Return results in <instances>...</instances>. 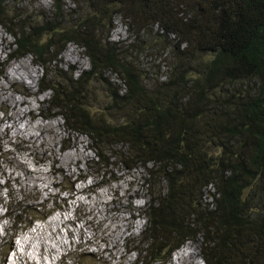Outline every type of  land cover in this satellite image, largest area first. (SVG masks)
Here are the masks:
<instances>
[{
    "label": "trees",
    "instance_id": "1",
    "mask_svg": "<svg viewBox=\"0 0 264 264\" xmlns=\"http://www.w3.org/2000/svg\"><path fill=\"white\" fill-rule=\"evenodd\" d=\"M121 1L132 37L124 45L105 42L84 27L72 31L71 24L43 21L36 28L16 29L18 51L44 56L48 45H40V39L49 34L50 44L74 41L85 49L90 77L108 71L120 75L127 90L124 99L135 104L141 99L147 116L150 136L138 146L156 171L166 175L167 203L187 207L186 217L172 233L198 229L195 236L203 237L205 263L228 264L222 256L216 260L219 247L240 248L227 240V228L251 229L253 221L245 212L254 206L259 245L254 253L243 255L241 264H256L257 256L258 264H264V0ZM148 34L162 64L154 63L147 71L138 57ZM49 87L56 100L65 103L60 107L68 108L70 93ZM195 156H200L192 164L197 173L182 169L168 174L167 168L178 164L176 157L191 163ZM184 171L191 179L181 176ZM206 177L210 179L202 181ZM209 185L218 196L213 209L201 202L200 193ZM160 225L152 221L153 228ZM216 229L222 232L220 241L210 238ZM83 257L96 260L87 251L65 259L86 264Z\"/></svg>",
    "mask_w": 264,
    "mask_h": 264
},
{
    "label": "clouds",
    "instance_id": "2",
    "mask_svg": "<svg viewBox=\"0 0 264 264\" xmlns=\"http://www.w3.org/2000/svg\"><path fill=\"white\" fill-rule=\"evenodd\" d=\"M35 1L37 6L46 5V2L42 4L37 0ZM61 2H66L68 5L58 6L55 4L52 6V9L44 12V14H28L26 11L20 10L19 7H22L23 5H32L30 0H0V28L13 41V56L10 54L7 56V58H10L11 61H14L18 56L29 55L37 59V61H35V65L40 67L44 72V79H41V83H48V85L43 88H41V85H38L36 91L32 90V87L36 81L31 84H15L12 86V88L18 93V95H23L27 88H30L33 91L32 94H39L42 91L50 92L52 94L50 107H47L45 109V113H41L40 116H42L44 119H55L57 122H59L57 118H61L63 121L64 130L61 126V123L59 122L60 128L63 135L67 136L69 139L59 142L57 148H61L62 151L65 150V148H67L73 141H81L82 143L81 139H76L69 133L80 134L87 138L89 145L87 148L94 154L96 160V163H93L91 167L92 171L98 173V167H108L109 161H111V165L117 161L118 163L127 167V169L141 171L143 174L142 188L146 192V197L145 199L143 197L139 199L145 200V212L142 214V219L145 222V228L137 237V239H132L128 242H125L122 247L125 254H132L135 256L132 264H166V260L170 254H177V252L180 251L187 243L192 244L194 247H199L201 250L200 259L203 264H206L203 260L206 252L203 253V246L198 242L197 238L199 236H195L196 233L191 234L192 230L185 228L181 229L177 233H172V231H174L176 228V224L180 223L186 217L187 207L185 204H174L173 202L167 203L168 181L166 175H161L156 171L155 168H157V166H155L153 162L147 160L148 156L146 152H144L138 146L139 143L150 136L149 127L145 124L147 116L142 108L143 101L141 99H136L135 104V100L124 99L127 93L126 85L125 83H122L121 77L117 73L108 71L105 76H102L113 77L110 82L101 79L100 74H98L97 79L87 75V73L91 71L90 61V68L87 71L79 73L75 78H71L68 81L63 78L61 74H51V71L47 65L42 67L40 63L43 65L46 64V62L42 61V59L43 57L46 58L48 52H54L55 56L57 57L59 54H61V51L67 44H74L77 48H80L84 52L85 57L88 59L85 54V49L74 43V41L65 42L64 40H60L55 42V40H53L54 43L50 44V40L53 38L51 35L46 34L40 39V45L42 42H44L45 45H48L45 51L46 54L44 56L38 57L31 53L18 51L17 37H14L13 35V33L16 32V29H21L24 26L36 28L37 25H42L43 21L57 25L71 24V26H73L72 31H75L80 27H84L87 28L92 35H95V37L101 36L103 39H105V42H111L108 40V35L113 30L116 19H119L122 26L125 28L126 38L124 40L112 43H121L124 45L132 38L131 34L129 33L128 21L125 19L124 5L121 0H61ZM55 3H57V1H55ZM101 14H106V16H102ZM75 23H78L77 26L74 25ZM65 27L70 26L65 25ZM142 42V50H140L142 53L138 57L139 64H143V62L140 60L141 57H147L152 61V63H150V65L147 67V71L154 63H156L155 65H161L162 62H159L161 60L160 54L159 52L154 51L155 43L150 40V35L148 34ZM7 45H9V43L5 41L4 47ZM61 45H63V47H61ZM6 61H8V59H6ZM47 64H50V62H47ZM71 69L73 68L71 67ZM158 71L159 70L152 71L151 76H154V74ZM162 71L163 69L161 68L160 73H162ZM49 76H53V79L56 80L52 83V85L55 86L58 92H65L64 89L60 91L56 87L58 83L61 86L64 85L68 87V92L70 93L68 108L60 107L65 105V103L63 100H56L54 90L49 87L50 81H47ZM59 76L63 78V80L59 79ZM0 77L2 78L3 74H1ZM80 77H82V80L79 82H82L81 85H75V82ZM66 83L68 85H66ZM114 92H116V97L113 95ZM0 112L6 114V111L3 107H0ZM136 139H138V142ZM1 155L2 154L0 150V156ZM199 159L200 156H195L191 163H184L182 159L176 157L178 164H176L173 168L168 167L167 172L168 174L173 172L174 174H177L182 169H188L193 173H197L192 169V164L196 163ZM46 163L47 162L43 161L40 166H45ZM79 168L75 169L79 170ZM121 176V174H115V178L117 180L114 178L110 180L111 182L117 181L115 185L110 188V194L109 191L105 189L101 191L93 190L92 185H89L87 188L83 189L81 192H79V194L85 193L88 190L92 191L91 194L87 195L88 199L92 196L96 198V195L99 193H106L107 199L109 195L111 196L110 199H108L109 202H113V189L116 185L122 183L120 178ZM181 176L189 180L191 179L192 174L188 171H184ZM79 178H76V183H81L84 181L83 178H80L82 180H79ZM130 178L131 174L124 176V179ZM208 179H210V177H206L202 181H206ZM73 186L74 184L67 182L66 189H62L61 192H67L69 196H71ZM102 186L107 188L108 184L105 183ZM8 188L9 187L6 185L4 186L6 193L3 197L7 199L9 198L10 201ZM75 193L76 195L78 194L77 189ZM200 195L202 204L208 206L210 209H213L215 200L218 198L214 186L209 185L204 187ZM255 196L258 197V195ZM71 198L70 200H72ZM59 202H62V200L59 199ZM134 203L141 207L137 200ZM51 206H54L53 211L51 209L46 210V207L42 206V209L46 211V213L34 210L33 213L36 214V217L33 218L29 216L28 218V215L25 212L26 207H4V205H2V198L0 197V208L3 211L1 218L4 221H9L10 231L13 233H19L21 231L33 229V225L38 226V223L45 222L55 214L63 212V207L66 205H61L55 201L54 205L51 204ZM123 208H126L127 211L130 212V215H127V219L125 218L126 223L132 215H138L139 217H137L135 221H137L140 225V215L134 213V211L131 213V211L125 205ZM110 209H112L114 212L119 211L125 214L123 209H115V204H113ZM256 218L257 217H254L252 220L253 225L251 229L243 226L237 232L227 228L228 233H230L228 240H230L232 243H236L240 249L237 250L231 247L229 250L221 245L219 247L220 254L216 260L222 256L228 264H241L243 255L248 256L249 250H252V253H254L259 245V237L257 234L259 231V217L258 219ZM153 220H159L161 222L160 227L153 228ZM85 225L89 226L91 232H93L92 238L86 239L83 235H81L79 237L78 243H70V248L58 256L56 264H72L65 258L71 255V253H80L84 251L94 254L96 256V261H103L106 264H112L104 260L105 257L102 254L108 250L107 242L97 236V230L94 228V226H92V224L85 223ZM127 231L130 232L129 230ZM248 231L252 232L251 235H248ZM177 237H181V240L177 241L181 245L180 248L179 245L173 247L170 245H162L164 240L168 238L176 239ZM20 244H23L25 247L26 240H20L17 238V251L19 252ZM15 249L12 244H8L3 252V255L0 257V264H6L7 255L10 253L13 254ZM17 256L20 257V253ZM108 259L114 261V258L110 257V255L108 256ZM119 259H121V257H119ZM258 262L259 257L257 256L256 264H258Z\"/></svg>",
    "mask_w": 264,
    "mask_h": 264
},
{
    "label": "rangeland",
    "instance_id": "3",
    "mask_svg": "<svg viewBox=\"0 0 264 264\" xmlns=\"http://www.w3.org/2000/svg\"><path fill=\"white\" fill-rule=\"evenodd\" d=\"M37 1L42 4L46 2V5L37 6L35 0H30V3H32L33 6L23 5L22 7H19V9L26 11L28 14H44V12L52 9V6L55 4L58 6L68 5V3L61 2V0ZM55 1H57V3H55ZM125 38V28L122 26L120 20L116 19L114 28L108 35V40L116 42L124 40ZM5 41H7L9 45L4 47ZM12 44V39L0 28V61L2 55L0 75L3 74V77H0V84L6 78L7 68L11 69L16 63V68L19 67V65L23 66V69H20V71L28 69L31 73L35 72L34 82L36 81V83L32 87L33 91H36L38 85H41V88L47 86V82L41 83V79H44V72L40 67L35 65V61H37V59L29 55L18 56L14 61L7 58L10 54L13 56ZM6 59H8V61H6ZM140 60L143 64H145L146 68L150 65V63H152V61L147 57H141ZM42 61L46 62L44 65L40 63L42 67L47 65L51 74H61L67 81L71 78H75L79 73L83 71L85 72L90 68L89 60L85 57L84 52L80 48H77L74 44L65 45L61 54L57 57L54 52H48L46 58L43 57ZM47 62H50V64H47ZM71 67L73 69H71ZM48 78L50 80L47 79V81H50L49 84L51 85L54 81H56L53 79V76H49ZM100 78L110 82L113 77ZM26 83L31 84L29 82ZM15 84L22 85L20 83ZM13 85H6V92L14 94V96L17 97L13 101V108L8 109L5 104L0 106L6 111V114L0 112V150L2 154L0 156V197L2 198V205H4V207L8 206L12 208L26 207L25 212L28 215V218L29 216L33 218L36 217V214L33 213L34 210L46 213V211L42 209V206L46 207V210L51 209L53 211L54 206L52 207L51 204L54 205L55 201L56 203L61 205L65 204L66 206L63 207V212L55 214L45 222L38 223V226L33 225V229L21 231L19 233H13L10 231V223L9 221L2 220L1 217L3 211L0 208V257L3 255V252L8 244H12L14 249L15 247L17 249V238H19L20 240H26V245L24 247L23 244H20V252L18 251V253H20V257H18L17 254L15 255V252L13 254H8L6 264H56L58 256L70 248V243H78L81 235H83L86 239L92 238L93 232H91L89 226L85 225V223H90L94 226V228H96L97 236L107 242L108 250L107 252L102 253L105 257L104 260L112 264H132L135 256L132 254H125L122 247L125 242L137 239L145 228V222L142 219V214L145 212V200L137 199V202L141 205V207L139 210L134 211V213L140 215L141 228L135 232H128L125 230L127 226L125 218L127 219V215L129 216L130 212L123 207L125 205L131 213L133 212V210L127 205V201L130 193H132L135 187H138L139 191L143 194L142 197L145 199L146 192L142 188L143 174L139 170L127 169V167L117 161H115L113 165H111V161H109L108 167L106 168H103L102 166L98 167V173L92 171L91 167L93 163H96L95 156L87 148V146L89 147L87 138L80 134L69 133L73 135L74 138L81 139L82 143L86 146L83 145L81 141H73L63 151L61 148H57L59 142L69 139L67 136H64L61 131L59 122L64 130L63 121L61 118H57L59 122L51 118L46 120L40 116L41 113H45V109L47 107H50L52 94L44 91L39 94H32L33 91L30 88H27L23 95H18V93L12 88ZM57 85L56 87L60 91L64 89V91L67 92L69 90L68 87L64 85L61 86L59 83ZM13 111L17 112L16 124L18 127H24V121L21 120V118L23 115L27 114L25 120L31 122L30 124L33 126L50 125L53 127V130H55V133H58L59 138L54 140L48 139L43 145H41V140L37 139L36 142H33V140H31L27 135L29 133V131H27L23 132L24 143H22L20 138L13 136L15 131V125L13 124V119L11 118ZM29 128L31 127H28V130ZM52 133L51 135L49 133H46L45 135L53 138ZM33 143L37 144V151L35 152L31 151V148L34 147L32 146ZM69 151H73L74 154L71 169H64L65 166L60 164L59 158ZM54 157L58 159L55 161ZM79 159H81L80 163ZM43 161L47 163L45 166H40ZM75 168H79V170H76ZM115 174H121L122 176L120 178L122 181L134 179L136 180V183L130 185L129 187L123 186V190L119 188L116 192V199L113 198V202H109L108 199H110L111 196L109 195L107 199L106 193H99L96 195V198L92 196L88 199L87 195L91 194L92 191L88 190L85 193L79 194V192L87 188L89 185H92L93 190L101 191L105 189L108 190L110 194V188L117 182L110 181L112 178L116 179ZM129 174H131V178L124 179V176ZM79 177L83 178L84 181L76 183V178ZM80 178L79 180H82ZM67 182L74 184L71 196H69L67 192H61L62 189H66ZM105 183L108 184L107 188L102 186ZM5 185L9 187L8 192L10 195V201L9 198L7 199L3 197L6 193L4 190ZM76 189L78 192L77 195L75 193ZM114 189L113 196L115 197ZM126 189L128 191L123 192L125 197L118 198L121 190L125 191ZM70 198L72 200H70ZM59 199H61L62 202H59ZM105 200L108 202L106 205ZM134 202L135 199L133 200V203ZM113 204H115V209H123L125 214L119 211H112L110 207L113 206ZM245 215L252 220L254 217H257L255 207L252 206L251 211L247 210ZM132 216L127 220V222L129 220H135ZM217 226L221 227L220 224H217ZM197 231L198 229H194L191 231V234H195ZM221 235V230L216 229L210 238L220 241L222 238ZM229 235L230 233H227V240L229 239ZM176 239L168 238L164 240L162 245H170L172 247L179 245L180 248L181 245L177 241L181 240V237H177ZM197 239L199 243H203L202 236H199ZM186 248L191 253H187L189 256L184 260V262L187 261L185 264H203L200 259L201 250L199 247H194L192 244L187 243L182 249L184 250ZM109 255L114 258V261L108 259ZM175 255L171 253L166 260V264H176L172 258ZM119 257H121V259H119ZM81 262H85L86 264H106L103 261H96L85 257L81 259ZM182 263L183 262H180V264Z\"/></svg>",
    "mask_w": 264,
    "mask_h": 264
},
{
    "label": "bare ground",
    "instance_id": "4",
    "mask_svg": "<svg viewBox=\"0 0 264 264\" xmlns=\"http://www.w3.org/2000/svg\"><path fill=\"white\" fill-rule=\"evenodd\" d=\"M21 62H24V61H21ZM15 64L13 65V67L11 69L7 68L6 78L0 84V106L5 104V106H7L8 109H12L13 108V101L17 97H15L14 94L6 92V87H7L6 85L7 84L13 85L15 83L22 84L23 82H25V83L26 82L33 83L34 80H35V77H34V73L35 72L31 73L28 69L20 71V69H23V66L19 65V67L16 68ZM26 117H27V114L22 116L21 120L24 121V127L20 128L16 124L17 112L13 111V113L11 115V118L13 119V124L15 125V131H14L13 136L20 138L22 140V143H24V138H23L24 134H23V132H27V131H29V133L27 135L30 137V139L33 140V142H36L37 139H40L41 140V145H43L48 139L49 140H54V139L59 138L58 133H55V130H53V127H51L50 125L33 126L32 124H30L31 122H28L27 120H25ZM46 120H48V119H46ZM28 127H31V128H29V130H28ZM39 128H42V129H39ZM46 133H49L50 135L52 133V137L53 138L47 137V135H45ZM32 146H34V147L31 148V151L32 152L37 151V147H36L37 144L33 143ZM73 156H74L73 151H71V152L69 151V152H66L63 156H61V158H59L60 164L65 166L64 169H71V163L73 161ZM80 156H81V153H80ZM57 159L58 158L54 157L55 161ZM80 161H81V159H79V163H80ZM134 183H136V180H134V179L128 180V181L127 180H123L122 183L120 185H117L116 188L114 189V191H115L114 199H116V192L118 191L119 188H121L123 190V186L129 187L130 185H132ZM122 190H121V193L119 194L118 198H124L125 195L123 194V192H127L128 191L127 189L125 191H122ZM142 196H143V194L139 191V189L137 187H135V189L132 191V193H130V196H129L128 201H127V205L129 206V208L132 209L133 211L139 210L140 206L137 205L136 203H133V200L135 199V201H136L137 199H139V198H136V197H140L141 198ZM105 202H106L105 205L108 204L107 200H105ZM132 217L134 219H136L139 216L138 215H135V216L133 215ZM47 223H49V222H47ZM139 228H140V225H139V223L137 221L129 220L127 222L126 229L129 230L130 232L137 231V230H139ZM125 233H124V235H125ZM187 253H191L187 248L184 249V250L181 249L176 254V256L173 257L174 262L176 264H180V262H183L182 264L187 263V261L184 262V260L189 256V254H187ZM15 254L19 255L17 249H15Z\"/></svg>",
    "mask_w": 264,
    "mask_h": 264
}]
</instances>
